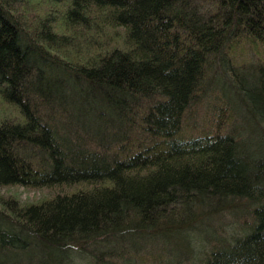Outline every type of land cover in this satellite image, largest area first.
Returning <instances> with one entry per match:
<instances>
[{
  "label": "trees",
  "instance_id": "trees-1",
  "mask_svg": "<svg viewBox=\"0 0 264 264\" xmlns=\"http://www.w3.org/2000/svg\"><path fill=\"white\" fill-rule=\"evenodd\" d=\"M11 185L57 190L0 195V264H130L121 242L240 202L201 264H264V0H0Z\"/></svg>",
  "mask_w": 264,
  "mask_h": 264
},
{
  "label": "rangeland",
  "instance_id": "rangeland-1",
  "mask_svg": "<svg viewBox=\"0 0 264 264\" xmlns=\"http://www.w3.org/2000/svg\"><path fill=\"white\" fill-rule=\"evenodd\" d=\"M202 117L203 115L201 114L197 120V126L201 125ZM235 125L238 128L239 125H242L240 118L235 120ZM56 190L57 188L55 187L31 188L11 185L0 187V195L4 197L14 196L21 202H32L40 197L49 196ZM243 203L240 202L233 205L235 208L242 210L240 214H236L237 211L234 212V208H230L228 205L217 206L214 203L202 206L199 209L192 208L193 210L190 211L196 214V218L189 219L183 225H173L169 232L159 230L157 232L158 237L155 238L153 244L146 242H141L140 244V242H137L140 246L135 243L137 248L134 250L130 243L128 245V243L121 242L117 246V250H115L118 253V257L114 258V260L130 264H201L202 257L205 251L208 250L209 245L214 241H219L217 236L228 239L230 234H235L234 231L240 229V217L248 219L246 209H244L247 206ZM177 208L176 212L180 211ZM157 238L158 240L156 241ZM63 258L61 261L64 264L84 262L79 257L72 259L70 255L67 258Z\"/></svg>",
  "mask_w": 264,
  "mask_h": 264
}]
</instances>
